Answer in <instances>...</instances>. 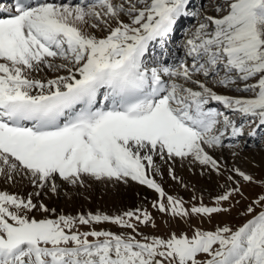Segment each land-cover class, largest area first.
<instances>
[{
    "label": "snow or ice",
    "instance_id": "snow-or-ice-1",
    "mask_svg": "<svg viewBox=\"0 0 264 264\" xmlns=\"http://www.w3.org/2000/svg\"><path fill=\"white\" fill-rule=\"evenodd\" d=\"M253 125L264 132V0H15L0 16V177L38 191L0 190V264H264V176L215 154L238 157ZM157 158L190 200L165 190ZM176 161L221 190L198 193ZM130 182L157 194L166 235L141 230L157 228L143 207L73 215L38 199ZM244 201L240 223L203 227Z\"/></svg>",
    "mask_w": 264,
    "mask_h": 264
},
{
    "label": "rangeland",
    "instance_id": "rangeland-1",
    "mask_svg": "<svg viewBox=\"0 0 264 264\" xmlns=\"http://www.w3.org/2000/svg\"><path fill=\"white\" fill-rule=\"evenodd\" d=\"M201 1L203 2L201 3L199 2L198 6L202 4L204 5L209 4V0H201ZM188 24H190V22ZM252 127H254V125L247 127L245 129V133H248L250 130H252ZM262 133L264 136V132ZM261 138L262 137L260 136V139ZM238 142L240 144V148L238 149L240 153L239 156L233 157L230 152L231 150L225 149L222 153L223 159L227 162L229 166L235 164V166L240 167L241 169L245 171L254 173L258 177L264 176V146L263 144L261 147L257 148L258 151H255L256 149L255 145L254 146L245 145L243 144L244 142L242 141H238ZM263 142H264V137L261 139L260 143H263ZM244 161L248 162L249 164L247 165ZM181 176L182 175H178V177L180 178ZM215 177H216L215 174H213L212 178L209 179L208 183L207 184L203 183L202 185H199V184L197 185L193 183L192 181H189V180L187 181V179H184V178H182V180L185 183L189 184L190 186L194 185L198 193L199 191L206 189L208 192H211L213 195H215L217 191L221 190V189H218L217 187V178ZM157 179L160 182L161 178L157 177ZM161 183L168 193L172 195H179L183 197L186 201L190 200L193 194L191 190H186L182 186L181 183L175 180H172L169 176V173L167 174V177L165 176L162 178ZM219 183L221 184L224 183L223 178H220ZM131 184L139 185L135 182L133 183L131 182L127 185L112 184V183H107V184L93 183L95 191H92V192L90 189H87L89 186L79 187V188H74L70 186H62V188L59 189V195H57L56 197L54 196L55 194L45 190L38 199L41 200L46 205H48L49 207L56 208L58 212L62 211L66 214H73V215H75L76 213H88V212L95 213L97 211L104 212V213L111 215V214H119L125 210L135 209L137 207H143V208H146L149 212H151L152 215L155 217L157 228L152 229L149 227V228H142L141 230L145 233H153L155 235H166L167 232L169 231L168 224L165 222L167 218L162 217V215L158 213L156 209L152 208V202L157 198V194L153 190H150L146 188L145 186L139 185V187H141L140 188L141 192H140V196L137 197V201H135V197L133 198V200H128V201H126L127 199L123 200V196L120 197V195L117 194V192L112 190L113 187L115 186L116 187L121 186V189H123L122 186L125 188L126 186L131 185ZM96 185L101 186V188L103 189H101L100 187L97 188ZM32 188L27 190L28 188H26L25 186H19L17 184L12 185L9 183V181L5 182L4 178L2 182L0 181V190L7 191L10 194H18L20 196H27L29 193H32L36 190ZM106 191L107 192L109 191V193L107 194ZM244 191H245V194L249 196V198H252L260 191V189L257 187L246 186ZM205 195L207 197V193H205ZM205 203H209V200L207 198L205 199ZM247 203L248 201L242 202V204L239 205L237 209L233 210L230 216L215 217L212 223H205L203 227L211 229L213 227V224H215L217 220H221V221L227 220V221H231L232 223H236V224L240 223L241 220L238 217L237 212L243 211L244 205ZM34 215H36L38 218L42 216L41 213H34ZM101 227H106V228H110L113 231H118V229H116L112 225H101ZM173 227L176 228V225H173ZM179 227L183 228L185 227V225L181 223Z\"/></svg>",
    "mask_w": 264,
    "mask_h": 264
},
{
    "label": "bare ground",
    "instance_id": "bare-ground-1",
    "mask_svg": "<svg viewBox=\"0 0 264 264\" xmlns=\"http://www.w3.org/2000/svg\"><path fill=\"white\" fill-rule=\"evenodd\" d=\"M199 1V0H197ZM196 1V2H197ZM57 2H60V0H57ZM188 27H191V22L190 24L187 25ZM178 35L180 33H177ZM179 45V40L177 41H174L173 43H171V48L172 49H175L177 46ZM177 55H182V52L178 53ZM43 75V73L41 74ZM49 75H51V73H49ZM262 132H258L257 136L256 137H248L246 136L245 139H244V143L245 145H252L254 146L255 145V151H258L257 148L258 147H261L262 144L264 146V142L263 143H258L260 139V135ZM227 142H230V141H227L226 140V143ZM248 142V143H247ZM231 152V151H230ZM253 152V151H252ZM216 155L218 156H221L222 153L220 152H217L215 153ZM226 156V155H225ZM242 161V160H241ZM157 164L160 165L161 167V170L163 172V177H167V174L169 173L168 172V169H169V166H170V162L169 163H165L163 161H160L159 158H157L156 160ZM247 165L249 164L248 162L244 161ZM245 164V165H246ZM174 168H175V174L178 176V175H182L181 178H184V179H187V181H192L193 183L195 184H199V185H202L203 183H208L209 181V178L207 176H201L200 175V168L197 166V167H191L189 166L186 162L184 164H181L180 161H176L174 165H172ZM160 178V177H159ZM216 178V177H215ZM166 179V178H165ZM163 179V180H165ZM0 181L2 182L3 181V177H0ZM162 180L160 179V182ZM186 181V180H185ZM10 184H17L19 186H25L26 188H28L27 190L31 189L32 186L27 182V180H24L23 182H20L19 178H17V182H11L9 181ZM131 183V182H130ZM133 183V182H132ZM97 188H101V186H97ZM62 188V187H61ZM123 189H121V186H115L113 187V191L117 192V194L121 196H123V200L124 199H127L126 201L128 200H133V198L135 197V201H137V197L140 196V188L139 185H135V184H131V185H128L126 186L125 188L122 186ZM11 189V188H10ZM34 189V188H32ZM87 189H90L91 192L92 191H95V188H94V185L91 184V186H89ZM103 189V188H101ZM22 190V189H21ZM25 190V189H24ZM38 191V189H36ZM35 190V191H36ZM107 190V189H105ZM122 190V191H121ZM31 191V190H30ZM107 192V191H106ZM109 193V191L107 192V194ZM59 195V194H58ZM55 197L57 196V194L54 195ZM55 199V198H54ZM139 202V201H138ZM127 203V202H126ZM125 205V204H124Z\"/></svg>",
    "mask_w": 264,
    "mask_h": 264
}]
</instances>
